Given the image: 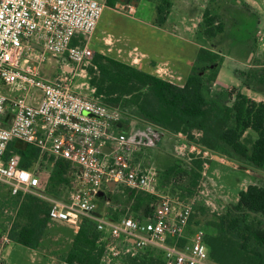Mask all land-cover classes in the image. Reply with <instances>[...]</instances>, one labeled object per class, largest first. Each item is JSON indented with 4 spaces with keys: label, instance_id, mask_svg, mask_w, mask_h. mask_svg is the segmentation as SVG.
Returning a JSON list of instances; mask_svg holds the SVG:
<instances>
[{
    "label": "built area",
    "instance_id": "2783aa9c",
    "mask_svg": "<svg viewBox=\"0 0 264 264\" xmlns=\"http://www.w3.org/2000/svg\"><path fill=\"white\" fill-rule=\"evenodd\" d=\"M104 9L97 0H0V185L21 202L28 195L48 202L51 223L75 233L84 219L93 220L104 246L101 264H123L148 249L159 250L164 264H213L204 231L189 233L195 225L194 200L160 195L159 169L140 158L159 147L166 129L137 115L124 131L119 108L82 96L67 77L51 81L41 74L39 67L51 57L71 64L67 73L93 66L89 39ZM2 88L19 95L11 98ZM9 108L13 118L6 125ZM14 141L39 151L32 169L21 167L17 152L7 155ZM197 147L202 160L213 153ZM59 159L71 164L72 183L67 200H50L44 194ZM125 192L155 197L153 215L140 220L128 213L111 219L98 214L101 200ZM4 243L11 244L8 234Z\"/></svg>",
    "mask_w": 264,
    "mask_h": 264
},
{
    "label": "trees",
    "instance_id": "16d2710c",
    "mask_svg": "<svg viewBox=\"0 0 264 264\" xmlns=\"http://www.w3.org/2000/svg\"><path fill=\"white\" fill-rule=\"evenodd\" d=\"M117 3L123 2L107 0L108 7H114ZM170 7L169 0H160L157 7L158 24L166 20ZM204 19L206 37L215 38L225 32V24L218 15L206 11ZM223 63L224 57L220 52L201 48L185 86L180 87L108 56L96 53L93 58L100 85L106 86L108 95L131 97L137 108V115L170 132L187 134L192 139L193 134L197 133V144L200 147L214 153L224 148L230 156L238 157L255 168L264 170V102H256L240 92L231 106L214 99L212 88L218 81ZM240 77L248 89L258 93L264 92L247 82L248 78L254 79L264 86L263 75L253 76L252 73L243 72ZM102 91L103 89L99 92ZM120 127L124 131L127 130L124 126ZM250 132L257 135L256 140L248 135ZM11 151L20 154L21 167L25 169H32L39 157V151L35 147L18 141L10 143L7 155ZM194 164L202 168V162ZM190 166L191 170H195L193 164ZM71 169L68 161L57 160L47 192L50 188L68 190L72 183ZM176 170L182 172L180 166ZM128 198L136 218L144 220L153 215L155 197L140 193L134 197L129 195ZM146 199L152 201L144 212L140 205ZM180 199L187 198L181 194ZM21 207L22 214L28 215L27 222L18 233H12L11 238L16 244L34 250L44 227L51 223L50 205L38 197L28 195L21 202ZM233 209L236 214L233 210H228L217 218L215 235L209 238L205 236L211 261L215 264H264V227L262 222L248 221L252 215L261 219L264 217V187H247L245 191L240 192L239 201ZM237 213L241 216H237ZM100 237L95 222L84 219L73 238L66 263L100 264L104 253V246L99 243ZM153 251L145 250L125 261H132L133 264H152L158 261L164 264L163 255L156 257ZM147 255L152 258L148 259Z\"/></svg>",
    "mask_w": 264,
    "mask_h": 264
},
{
    "label": "rangeland",
    "instance_id": "374dc122",
    "mask_svg": "<svg viewBox=\"0 0 264 264\" xmlns=\"http://www.w3.org/2000/svg\"><path fill=\"white\" fill-rule=\"evenodd\" d=\"M97 1L105 4L99 33L108 35V41L113 44L119 33H121L120 25H122L123 21L127 17H135L137 15L134 12V7H137L140 3L144 5L147 1L151 4L150 7L156 6L157 8L160 0H125L123 3H117L114 7H108L107 0ZM212 14L215 15L213 12ZM198 31L197 36H199L200 32L202 33L201 30ZM244 31L241 35L236 32L232 34L228 44L224 45L226 57L222 65L221 81L216 87L212 88V97L222 104L224 102L228 103V101L233 103V99L240 92L236 88L224 89V82L227 85H232V82L237 80L234 73L236 67L242 68L245 63V66H250L245 73H252L253 76H264V59L260 60L252 57L250 61L245 62L243 58ZM256 61H259V63H256ZM67 66L71 67L72 65L62 58L51 57L41 64L39 69L41 74L48 80L53 81L61 76L67 77L74 90L82 96L99 98L102 103L109 107L119 108L124 118L120 126L127 128L129 122L138 113L132 98L108 95L106 86L100 85L99 73L94 65L76 67V70L71 73L66 72L68 70ZM247 82H251L255 88L264 91V86L256 80L248 78ZM102 89L103 91L100 93L99 91ZM259 94L264 95V92L261 91ZM174 134L176 133L170 135L172 139L164 147V149L169 150L170 154L162 150L154 156L155 163L153 165L161 168L159 170V178L161 176L160 195L168 196L170 199H180V195L183 194L187 199H180V201L185 202L193 199L195 209L193 220L195 225H193L189 233L195 232L196 229H201L204 231L206 238L212 237L217 232L216 226L218 223L216 221L219 216H223L228 210H233L234 214H236L233 207L238 202L235 200L244 188L250 185L264 187V170H261L263 173H259L261 176L258 178L252 170L255 168L254 166L238 157L230 156L224 148H221L218 152H213L206 160H202L200 158L201 155H198L195 150L198 145L197 139L199 138L197 133L193 134V139L187 134H185L187 139H184L183 136H174ZM248 135L253 140L257 139V135L253 132ZM190 158L193 161L189 162ZM195 162H202V168L197 167L194 164ZM203 162H207L208 165L205 169H203ZM190 164H193L196 171L191 170ZM178 166L182 168V172L179 171L180 173L176 172L178 171L176 170ZM125 193H123L125 195L108 196L106 200H101L98 214L110 219L114 216H125L127 213L134 217L128 194L127 192ZM44 195L50 200H67L68 198L67 189L60 190V188H50ZM151 201L146 199L142 202L140 205L142 211H146ZM20 204V200L11 197L8 190L0 185V249L5 250V258L1 260L0 264H67L66 257L71 248L75 232L62 224L51 223L48 226L46 225L34 250L20 246L12 240L11 234L14 232L18 233L27 222L28 215L26 213L22 214ZM115 208L119 211L118 214L113 213ZM237 216L241 215L237 213ZM248 221L262 222L261 224L264 227V219H261V217L252 215ZM7 234L11 240L10 245L3 244V237ZM153 252L154 256L160 255L162 257V253L159 250H154ZM147 258L152 257L147 255ZM125 262L123 264H133L132 261ZM211 263L215 264L214 262ZM152 264L160 263L154 261Z\"/></svg>",
    "mask_w": 264,
    "mask_h": 264
},
{
    "label": "crops",
    "instance_id": "0c3cea01",
    "mask_svg": "<svg viewBox=\"0 0 264 264\" xmlns=\"http://www.w3.org/2000/svg\"><path fill=\"white\" fill-rule=\"evenodd\" d=\"M169 1L171 7L166 20L161 24L157 23L156 6L150 7L151 4L146 1L144 5L140 3L134 7V12L137 15L127 17L123 21L120 25L121 33L113 44L108 41V35L99 33L102 25L101 18L95 33L89 39L91 50L94 54L108 56L180 87L185 86L199 50L209 48L220 52L225 58L224 45L228 44V40L235 32L241 35L245 30L243 42L245 62L250 61L252 57L264 59V0ZM206 11L213 12L222 19L225 24L223 34L215 38L206 37L204 34ZM198 30L202 31L199 36H197ZM248 67L250 66H245V63L242 68L236 67L234 73L237 80L233 81L232 85H227L224 82V89L236 88L240 93L256 102H264V95L248 89L240 77V74L246 72ZM221 77L222 68L214 87L220 83ZM2 91L11 98L19 95L11 93L7 88H2ZM224 103L232 105L229 101ZM12 118L13 112L9 108L5 119L6 125ZM135 123L136 121L133 120L132 125ZM165 132L166 137L157 149L148 150L140 155L145 163L154 164V156L157 152L160 153L164 150L169 153V150L164 147L172 139L170 135L173 132L167 130ZM174 136H179V134H174ZM158 169L161 170V168ZM254 169L252 170L260 178L259 173L263 172L260 169ZM246 189L247 187L242 191ZM112 190L107 188L108 192ZM239 194L236 202L239 201Z\"/></svg>",
    "mask_w": 264,
    "mask_h": 264
},
{
    "label": "water",
    "instance_id": "95a60500",
    "mask_svg": "<svg viewBox=\"0 0 264 264\" xmlns=\"http://www.w3.org/2000/svg\"><path fill=\"white\" fill-rule=\"evenodd\" d=\"M121 2H125V0H121ZM89 116H92L91 114H88ZM106 150H108V148H105Z\"/></svg>",
    "mask_w": 264,
    "mask_h": 264
}]
</instances>
